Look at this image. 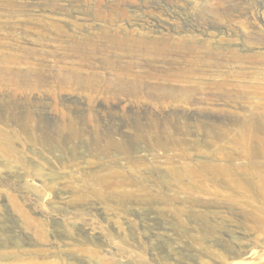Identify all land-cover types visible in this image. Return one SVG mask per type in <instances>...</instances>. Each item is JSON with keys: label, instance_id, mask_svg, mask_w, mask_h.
<instances>
[{"label": "rangeland", "instance_id": "1", "mask_svg": "<svg viewBox=\"0 0 264 264\" xmlns=\"http://www.w3.org/2000/svg\"><path fill=\"white\" fill-rule=\"evenodd\" d=\"M112 19L264 52V0H0V264H251L264 255V97L159 112L154 96L99 86L113 65L171 78L190 63L129 54L102 36ZM212 62L206 74L264 82L258 58Z\"/></svg>", "mask_w": 264, "mask_h": 264}, {"label": "bare ground", "instance_id": "2", "mask_svg": "<svg viewBox=\"0 0 264 264\" xmlns=\"http://www.w3.org/2000/svg\"><path fill=\"white\" fill-rule=\"evenodd\" d=\"M120 11L121 15L123 16L128 14L125 10ZM111 25L113 26L111 31L110 29L104 31L102 36L108 38V41L112 44H124L126 46H131L132 49L130 50L129 54L133 55L142 52L140 54L141 56L149 57L152 53L154 55L162 56L164 54L166 55V53L168 54L169 52L174 51L190 62L188 65L176 67L175 69L177 70V73H175V75L171 78L153 76L149 74L150 72L148 73L146 70H143L144 68L142 69L139 67V65L135 62H129L127 65L121 67H116V65H113V71L116 76L114 79L108 78V76L105 74L100 76V78H90V80L95 83L96 80H98L99 86H107L109 83L111 85L112 83H115V90L119 92L120 95H134L137 97L150 95L158 98L160 102L156 107L150 108L151 111L156 110L160 112L164 110V107L167 106L168 100L170 99L179 101V103H187V105L193 102V100L197 99L203 102L207 101L206 104L208 105L206 107H200L199 110L224 112L228 111V109L223 107L221 104L211 103V100L214 99L209 97L206 98V96L210 94L217 95L218 97L235 96L237 99L245 98L249 94H257L259 97H264V82L250 81V83L246 85H240L239 83L246 82L245 79L242 80L239 78L240 73L233 74L230 71H228L230 74H228V72L226 73L225 71L222 74H218V72L212 73L211 75L205 73L208 72L206 69V67H208L207 65L213 66V64H211L213 63L212 59L219 57H223L225 59L231 58L232 60L258 58L264 64V52L245 55L240 52L241 49L239 48H232L230 46L222 47L221 45L213 46L207 42H198L196 41L193 32L190 33L189 30H187V32L183 30L185 34L179 33L180 35L176 36L172 34L151 36L146 34V32L139 33L134 30L125 31L122 26L115 24V20L113 19L111 20ZM105 32L107 35H105ZM95 52H98V50L95 49ZM103 59L107 60V62L104 64L109 63V57H103ZM112 63H115V61ZM150 80H153V82ZM199 93L206 95L205 97L196 98V94ZM253 125L260 128V131L264 132V118H262L260 121L257 120L255 123H253ZM248 129L245 131L247 136L249 135L250 137L251 135L256 134L250 132ZM254 139L253 141H255ZM223 171L225 170L222 169V172ZM260 178L264 185V176H260ZM26 221L28 225H33V223L29 222L28 217H26ZM262 231H264V226ZM38 237L44 241L49 240L45 232H42L40 235L38 234ZM61 240L64 243V239ZM78 253H88L93 254V256L95 254L93 251L86 248H81L78 250ZM219 257L223 261L226 260L225 256L223 255H220ZM256 259L257 260L251 264H264V255H261Z\"/></svg>", "mask_w": 264, "mask_h": 264}]
</instances>
